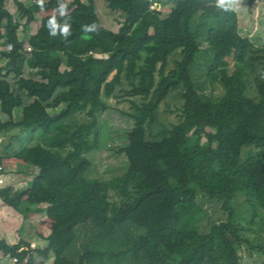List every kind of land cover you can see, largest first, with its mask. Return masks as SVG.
Returning a JSON list of instances; mask_svg holds the SVG:
<instances>
[{
  "label": "trees",
  "instance_id": "obj_1",
  "mask_svg": "<svg viewBox=\"0 0 264 264\" xmlns=\"http://www.w3.org/2000/svg\"><path fill=\"white\" fill-rule=\"evenodd\" d=\"M7 1L0 0L9 44L0 50L6 117L0 116V174L17 163L32 180L30 197L23 188L0 186V199L24 217L53 209L55 219L43 249L0 237L3 255L17 264H34L36 251L52 253V264H225L221 240L180 229L183 210L173 185L135 166L137 142L175 144L183 128L191 132L180 146L188 183L219 200L228 214L217 229L240 259L242 245L249 257L264 253V242H252L231 205L243 192L248 206L264 210V35L260 43L244 35L238 12L218 0H172L165 17L153 7L163 0H106L122 15L114 32L102 23L96 0H62L56 15L42 17L41 0H12L16 12ZM36 21L37 31L20 38ZM252 85L255 96L248 94ZM117 90L139 98L130 99L133 126L119 149L127 168L108 180L89 178L86 153L99 145L98 115ZM173 92L183 101L179 122L150 132L154 139L148 140ZM244 147L255 151L243 153ZM49 199L50 208L39 206Z\"/></svg>",
  "mask_w": 264,
  "mask_h": 264
},
{
  "label": "rangeland",
  "instance_id": "obj_2",
  "mask_svg": "<svg viewBox=\"0 0 264 264\" xmlns=\"http://www.w3.org/2000/svg\"><path fill=\"white\" fill-rule=\"evenodd\" d=\"M29 2L30 0H22ZM62 0H41L36 1L39 5L40 16L56 15V6ZM69 1V0H68ZM250 0H233V2L226 3L234 8L239 15L240 23L242 26L243 34L248 35L255 42L260 43L261 37L264 35V26L261 23V18L264 15V0H255L249 5ZM98 13L102 23L111 31L118 30L122 15L114 12L108 8L106 0H96ZM174 2L172 0H163L161 3L156 4V10L159 11L160 17H165L169 14ZM251 7V8H250ZM7 8L16 12L15 4L12 0L7 1ZM251 9V10H250ZM39 27V21L30 25L27 30H20L19 36L23 38L26 35L33 34ZM0 33L4 36L0 39V49L6 50L9 48L7 37L3 24L0 26ZM110 36L107 37L106 43H110ZM173 56L169 62L170 67L173 66ZM5 61L0 56V64ZM201 62V61H200ZM126 87V85H123ZM209 91V90H207ZM222 88L217 86L215 94H220ZM248 94L255 96L256 92L252 86L249 87ZM130 99L138 101L139 98H126L121 95V91L117 90L116 95L110 98H104L109 105L106 112L98 115V131H99V145L98 148L93 149L86 153V156L91 160L92 166L87 171L86 176L89 178H98L100 180H108L110 178L122 175L127 168V158L119 149L125 146L128 142V133L133 126V121L126 113L130 110ZM25 103L29 99H24ZM183 101L173 92L171 93L160 105L158 115L155 123L148 129L147 139L151 140L154 137L149 134L157 133L163 125L170 126L171 123H178L179 115L182 110ZM62 108L59 107L58 110ZM54 113V110H51ZM16 118L22 115V109H15ZM0 116L6 119L5 115L0 112ZM191 132L186 131L184 128L178 132V141L175 144L164 145H148L143 142H137L134 159L135 166L141 169L144 173L150 176L155 182L169 181L174 187V201L182 208L183 217L179 225L180 229L187 230L190 228L197 229L203 233H209L215 239L221 240L224 243L227 259L225 264H250L256 261L258 264H264V253H252L251 257L246 250V246L242 245L240 259L238 249L232 245L228 237L217 229L216 224L220 221L227 220L228 214L221 209V202L217 199H212L209 196L196 190L194 186L188 183L187 173L188 165L186 157L181 152L180 146L184 140L185 134ZM255 151L253 148L244 147L243 153L247 151ZM26 169L19 167L17 163H13L5 169V172L0 174L3 182L0 186L10 188H23L26 190L24 197L31 196L29 193V186L32 180L31 174L24 175ZM28 194V195H27ZM33 198V197H32ZM245 193L238 192L235 200L231 205L236 210V220L241 221L248 227L247 235L252 242H264V210L261 208H252L245 202ZM54 200L47 201V203L39 204L41 208H50ZM4 211L0 212V217L6 214L9 207L2 204ZM33 207H36L35 205ZM20 212L19 210H17ZM22 216L16 215L12 219L15 223L22 221V228L20 233H27L25 240H35V249H43L47 242L37 236L38 230L43 237L47 235L51 228V223L55 219L54 210H47L43 212L33 213L27 217L20 212ZM23 219V220H22ZM21 220V221H20ZM27 230V231H26ZM24 239V238H23ZM18 239L16 242H18ZM264 250V246H263ZM35 264H52L53 254L40 253L36 251ZM5 256V255H4ZM3 262L0 264H12L11 257L1 256Z\"/></svg>",
  "mask_w": 264,
  "mask_h": 264
},
{
  "label": "crops",
  "instance_id": "obj_3",
  "mask_svg": "<svg viewBox=\"0 0 264 264\" xmlns=\"http://www.w3.org/2000/svg\"><path fill=\"white\" fill-rule=\"evenodd\" d=\"M3 37V34L0 33V39ZM1 50V49H0ZM4 63V62H3ZM2 63V64H3ZM5 204L2 201V199H0V205ZM9 207V209L7 210L6 214H4L2 217H0V237L6 239L9 243H16V241L18 239H22L25 240V236H27L28 232H25L23 234L20 233L21 228H22V221L20 223H18V221H16V223L12 220L14 218V216L16 215V220H17V215L22 216V214L20 212H18L16 209H14L13 207L7 205ZM5 209H3L0 212H3ZM15 219V218H14ZM23 220V219H22ZM27 231V230H26ZM51 231V230H50ZM49 231V233H50ZM40 231L38 230V237L42 240V242H47V240L45 239V237H47L49 235V233L47 235H45V237L42 236L41 233H39ZM24 238V239H23ZM26 241V240H25ZM28 243L32 244V243H36L35 240L33 239H28L27 240ZM5 257L1 252H0V257ZM7 257V256H6ZM0 262H3L2 259H0Z\"/></svg>",
  "mask_w": 264,
  "mask_h": 264
},
{
  "label": "clouds",
  "instance_id": "obj_4",
  "mask_svg": "<svg viewBox=\"0 0 264 264\" xmlns=\"http://www.w3.org/2000/svg\"><path fill=\"white\" fill-rule=\"evenodd\" d=\"M230 2H233V0H218V4H219L220 6H224L226 3H230ZM63 31H64L65 34H67V32H68V28L65 27ZM52 34L54 35L55 32H53Z\"/></svg>",
  "mask_w": 264,
  "mask_h": 264
},
{
  "label": "built area",
  "instance_id": "obj_5",
  "mask_svg": "<svg viewBox=\"0 0 264 264\" xmlns=\"http://www.w3.org/2000/svg\"><path fill=\"white\" fill-rule=\"evenodd\" d=\"M153 7H156V4L153 6ZM3 182V179L2 178H0V183H2ZM4 209V207L2 206V205H0V211H2ZM31 247L32 248H35L34 247V244H31ZM11 260H12V264H17V262H18V259L17 258H11ZM35 264V263H34ZM37 264V263H36Z\"/></svg>",
  "mask_w": 264,
  "mask_h": 264
}]
</instances>
